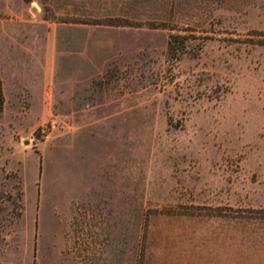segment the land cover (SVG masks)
I'll return each mask as SVG.
<instances>
[{
  "label": "rangeland",
  "instance_id": "rangeland-1",
  "mask_svg": "<svg viewBox=\"0 0 264 264\" xmlns=\"http://www.w3.org/2000/svg\"><path fill=\"white\" fill-rule=\"evenodd\" d=\"M0 72V264L93 186L122 264H264V0H0Z\"/></svg>",
  "mask_w": 264,
  "mask_h": 264
},
{
  "label": "crops",
  "instance_id": "crops-1",
  "mask_svg": "<svg viewBox=\"0 0 264 264\" xmlns=\"http://www.w3.org/2000/svg\"><path fill=\"white\" fill-rule=\"evenodd\" d=\"M79 189L73 191L74 194L69 201L74 206L73 210L72 208L68 210L69 264H118V241L120 242V264H122V220L119 221L120 230L118 231V220L116 216L112 215L114 211L111 212V216L108 215L109 197L97 194L108 191L97 190L103 189L97 186L84 187V190ZM87 192L92 194L88 197L90 205L82 216L80 215L81 208H78L77 205L87 197H81L79 194ZM113 198L111 197V199ZM35 222L37 225L38 214L35 217ZM38 233H40L39 227ZM77 241H80L78 245ZM82 241L83 246L81 247ZM37 254H39V245ZM82 258L83 261H79Z\"/></svg>",
  "mask_w": 264,
  "mask_h": 264
},
{
  "label": "trees",
  "instance_id": "trees-1",
  "mask_svg": "<svg viewBox=\"0 0 264 264\" xmlns=\"http://www.w3.org/2000/svg\"><path fill=\"white\" fill-rule=\"evenodd\" d=\"M4 104H5L4 84L0 72V115L4 109Z\"/></svg>",
  "mask_w": 264,
  "mask_h": 264
},
{
  "label": "built area",
  "instance_id": "built-area-1",
  "mask_svg": "<svg viewBox=\"0 0 264 264\" xmlns=\"http://www.w3.org/2000/svg\"><path fill=\"white\" fill-rule=\"evenodd\" d=\"M57 126V123H56V120H51L48 124H45L41 131H42V136L44 137H49V131L52 129V128H55Z\"/></svg>",
  "mask_w": 264,
  "mask_h": 264
}]
</instances>
